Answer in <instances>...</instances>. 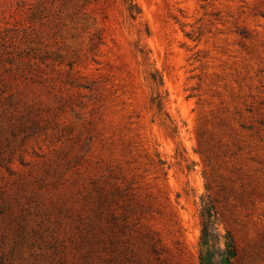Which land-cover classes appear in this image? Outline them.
I'll list each match as a JSON object with an SVG mask.
<instances>
[{
  "label": "rangeland",
  "instance_id": "1",
  "mask_svg": "<svg viewBox=\"0 0 264 264\" xmlns=\"http://www.w3.org/2000/svg\"><path fill=\"white\" fill-rule=\"evenodd\" d=\"M202 207L264 264V0H0V264H199Z\"/></svg>",
  "mask_w": 264,
  "mask_h": 264
},
{
  "label": "trees",
  "instance_id": "2",
  "mask_svg": "<svg viewBox=\"0 0 264 264\" xmlns=\"http://www.w3.org/2000/svg\"><path fill=\"white\" fill-rule=\"evenodd\" d=\"M201 230L198 241L199 264H232L237 257L238 249L230 231H226L221 247L220 236L214 234L215 217L211 209L201 208Z\"/></svg>",
  "mask_w": 264,
  "mask_h": 264
}]
</instances>
